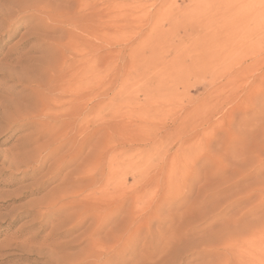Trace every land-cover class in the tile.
<instances>
[{
  "label": "rangeland",
  "instance_id": "1",
  "mask_svg": "<svg viewBox=\"0 0 264 264\" xmlns=\"http://www.w3.org/2000/svg\"><path fill=\"white\" fill-rule=\"evenodd\" d=\"M34 1L0 25V264H264V0Z\"/></svg>",
  "mask_w": 264,
  "mask_h": 264
},
{
  "label": "bare ground",
  "instance_id": "2",
  "mask_svg": "<svg viewBox=\"0 0 264 264\" xmlns=\"http://www.w3.org/2000/svg\"><path fill=\"white\" fill-rule=\"evenodd\" d=\"M37 1V0H36ZM36 1H34V2H36ZM46 1V0H45ZM44 1V2H45ZM2 2V4L4 5V8L1 10L0 9V25H4L5 23H8V21H10V20H14V18H17L16 16H17V14L20 12H18L17 10H16V7L17 6H19V2H21V0H2L1 1ZM40 2V1H39ZM24 4H25V2H23ZM40 3H42V2H40ZM48 3V2H47ZM82 3V2H81ZM83 3H85V2H83ZM83 3H82V5H83ZM18 4V5H17ZM37 4V3H36ZM44 4H46V2L44 3ZM49 4V3H48ZM17 5V6H16ZM40 5V4H39ZM50 5V4H49ZM89 5H90V3H89ZM94 5V4H93ZM47 7V6H46ZM63 7V6H62ZM79 7H80V5L78 6V9H79ZM42 8V12L44 13V15H46V13H47V8H43V7H41ZM88 8V7H87ZM28 9V8H27ZM77 9V10H78ZM84 9V8H83ZM82 9V10H83ZM92 9V8H91ZM18 10H19V8H18ZM25 11H26V9H24ZM23 10V12H25ZM35 10H37L36 8H35ZM76 10V11H77ZM86 10V9H85ZM95 10V9H94ZM81 11V10H80ZM89 11V10H88ZM91 11H93V10H91ZM33 12V11H32ZM50 12H51V10H50ZM83 12V11H82ZM21 13V12H20ZM40 13V12H39ZM43 13H41V14H43ZM78 13V12H77ZM80 13V12H79ZM92 13V12H91ZM93 14H95V13H93ZM29 15H31V14H29ZM32 15H35V14H33L32 13ZM39 15V14H38ZM49 15V14H48ZM68 15V14H67ZM41 16H43V15H41ZM69 16V15H68ZM85 16V15H84ZM83 16V17H84ZM44 17V16H43ZM29 18H31L32 19V17L30 16ZM66 18V17H65ZM65 18L63 19V21H65ZM79 17L77 16V19H78ZM40 19V18H39ZM43 19V18H42ZM41 19V20H42ZM48 20V19H47ZM44 22H45V17H44V20H43ZM67 21H68V19H67ZM14 22V21H13ZM49 22V21H48ZM39 23H40V21H39ZM41 23H42V21H41ZM69 23H71V22H69ZM38 24V23H37ZM44 24V23H43ZM47 24V23H46ZM81 24V23H80ZM59 25V24H58ZM63 25V24H62ZM72 25V24H71ZM10 26V25H9ZM82 26V25H81ZM53 27V26H52ZM63 27V26H62ZM51 28V27H50ZM29 29L31 30V29H33L32 27H29ZM42 29V28H41ZM61 29V28H60ZM82 29V28H81ZM68 30V29H67ZM73 30V29H72ZM45 31H48V30H45ZM50 31V30H49ZM71 31V30H70ZM9 32H10V30H9ZM63 35V34H62ZM66 36V35H65ZM72 37V36H71ZM45 39V38H44ZM65 40V39H64ZM48 41V40H47ZM54 41V40H53ZM65 48V47H64ZM18 61V60H17ZM18 63H20V62H18ZM75 63V62H74ZM63 64H64V62H63ZM67 66V65H66ZM74 66V65H73ZM49 67V66H48ZM80 67V66H79ZM69 69V68H68ZM54 72V71H53ZM11 73V71L9 72V73H7L6 74V77H12V75L10 74ZM73 77V76H72ZM75 79V78H74ZM74 81V80H73ZM97 82V81H96ZM86 85H87V83H86ZM88 86V85H87ZM91 89V88H90ZM35 90H37V89H35ZM70 90H71V87H70ZM89 90V89H88ZM41 92V91H40ZM59 93V92H58ZM74 94L71 96L73 99H70V100H68V102H69V104H71V105H73V106H75V107H73V113L72 112H66V111H64V112H62V115H60L59 117L60 118H62L61 119V121L63 122V124L66 126H72L73 125V127H75V129H76V131H75V135H77L79 132H81V130H82V127H83V125H84V123L87 121V119L89 118L90 119V117L89 116H85V115H83V113L82 112H80V107H79V104L76 102V103H74V101H80V92H73ZM96 93V92H95ZM46 95V94H45ZM91 95V94H90ZM93 96L95 95V94H92ZM94 99V98H93ZM47 100V99H46ZM82 100V99H81ZM88 101V100H87ZM61 105H62V103H61ZM63 107H66V103H63ZM94 105V104H93ZM98 106H96L95 108H97ZM98 111V110H97ZM95 114V113H94ZM96 114L98 115V113L96 112ZM95 114V115H96ZM94 115V116H95ZM24 116V115H23ZM91 116V115H90ZM50 117H48L47 119H49ZM56 118V117H55ZM93 118H95V117H93ZM46 119V118H45ZM57 119H58V117H57ZM88 119V120H89ZM52 120V119H51ZM91 120V119H90ZM92 121V120H91ZM90 121V122H91ZM96 121V120H95ZM95 121H93V122H95ZM61 122V123H62ZM60 123V122H59ZM42 124V123H41ZM45 124V123H44ZM54 129V128H53ZM62 129V128H61ZM49 131H50V129H49ZM54 132V131H53ZM62 134V133H61ZM79 135V134H78ZM52 136V135H51ZM65 137V136H64ZM72 141V140H71ZM63 144H65V143H63ZM64 146H66V145H64ZM64 146H62V144H61V147L59 148V149H63L64 148ZM45 149V148H44ZM42 152V151H41ZM27 154V153H26ZM39 154V153H38ZM110 155V154H109ZM108 162V161H107ZM110 165L108 164V168L107 167H105V175L106 174H109L108 175V177L109 178H111V175H112V172H113V165L115 164V156H113V155H110ZM26 164V163H25ZM13 167V166H12ZM94 167V166H93ZM100 168V167H99ZM91 170V169H90ZM91 173V172H90ZM95 173H97V169L94 171V172H92V175H91V179H93V178H95L96 176H94L93 177V175L95 174ZM106 177H107V175H106ZM109 178H107V179H109ZM108 186H109V184H107ZM106 185V186H107ZM99 186V185H98ZM19 190H21V189H19ZM110 191V186L108 187V188H106V190L104 191V193H105V195L103 194L102 195V198L103 199H107L108 200V198L110 199V197H112V195H115L116 194V192H115V190L114 189H112V191L111 192H109ZM96 194H94L92 191L90 192V194L88 195V196H85V199H86V201L89 203V201H91V202H93V204L94 205H96L95 203H94V201H99L100 199L97 197V196H95ZM76 199V198H75ZM82 202V204H83V198L81 199L80 198V200H78V204L79 203H81ZM84 204H85V202H84ZM88 205V204H87ZM90 205V204H89ZM92 205V204H91ZM90 205V206H91ZM99 206V204H97V207ZM92 207H93V205H92ZM100 207V206H99ZM95 208H96V206H95ZM86 209V208H85ZM93 209H94V207L93 208H89V209H86V210H89L90 212L91 211H93ZM96 209H94V212H96L95 211ZM82 212V211H81ZM78 213H80V212H78ZM78 213L76 214L75 213V215H78ZM83 213H84V210H83ZM85 213H88V212H86L85 211ZM91 214H94V213H91ZM94 221V220H93Z\"/></svg>",
  "mask_w": 264,
  "mask_h": 264
}]
</instances>
